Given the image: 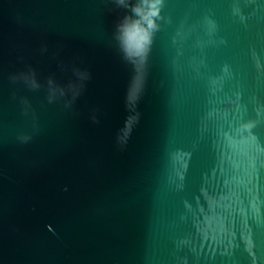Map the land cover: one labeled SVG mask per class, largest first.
<instances>
[{
  "label": "water",
  "instance_id": "water-1",
  "mask_svg": "<svg viewBox=\"0 0 264 264\" xmlns=\"http://www.w3.org/2000/svg\"><path fill=\"white\" fill-rule=\"evenodd\" d=\"M137 3L0 0V264H264V0H163L139 73Z\"/></svg>",
  "mask_w": 264,
  "mask_h": 264
},
{
  "label": "clouds",
  "instance_id": "clouds-1",
  "mask_svg": "<svg viewBox=\"0 0 264 264\" xmlns=\"http://www.w3.org/2000/svg\"><path fill=\"white\" fill-rule=\"evenodd\" d=\"M118 4L128 7L125 0H117ZM163 0H138V3L131 7L134 19L125 17L119 26L120 39L126 57L137 65V72H140L147 53L153 41L154 33L159 29L157 21L160 19V11ZM143 76L137 75L130 86L127 101L134 110L142 88ZM138 122V114L129 116L122 130L123 135L118 137L120 143H126L133 125Z\"/></svg>",
  "mask_w": 264,
  "mask_h": 264
}]
</instances>
